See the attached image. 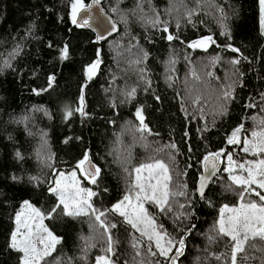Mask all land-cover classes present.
I'll return each mask as SVG.
<instances>
[{
  "label": "trees",
  "instance_id": "obj_1",
  "mask_svg": "<svg viewBox=\"0 0 264 264\" xmlns=\"http://www.w3.org/2000/svg\"><path fill=\"white\" fill-rule=\"evenodd\" d=\"M89 1L82 0L85 6ZM100 1L119 32L98 45L93 33L72 22V0H0V264H20L22 253L9 243L22 203L47 215L57 204L49 191L56 175L78 169L85 155L100 169L97 182L85 186L101 211L133 191L134 168L163 161L171 176V211L156 205L148 211L162 231L184 239L176 264H230L231 241L218 235L217 221L223 206L239 205L242 189L224 167L201 199L196 184L209 153L222 150L221 158L231 154L236 163L258 159L228 138L241 125V141L264 130L260 0ZM208 36L215 43L206 50L188 47ZM65 47L68 56L61 59ZM97 59L87 80L85 71ZM224 91L231 98L225 100ZM249 201L264 204L254 194L245 196ZM101 219L117 225L111 229L118 241L115 264H170L158 252L151 255L144 238L136 256L132 238L140 234L123 217L107 211ZM44 225L60 243L42 264H95L105 255L107 237L91 214L65 216L61 206Z\"/></svg>",
  "mask_w": 264,
  "mask_h": 264
},
{
  "label": "snow or ice",
  "instance_id": "obj_2",
  "mask_svg": "<svg viewBox=\"0 0 264 264\" xmlns=\"http://www.w3.org/2000/svg\"><path fill=\"white\" fill-rule=\"evenodd\" d=\"M94 3H98L99 0H93ZM92 5H88L87 8L83 4L82 0H72L71 3V18L72 22L79 26H87L88 20H83V23L78 22V12L83 9L87 11ZM115 11V9H113ZM222 11V10H221ZM260 12H261V29L264 32V0H260ZM196 14V10L193 9L188 12L189 22L191 17ZM159 23V20L156 21ZM221 35H228L227 26L222 24ZM116 26L113 23L111 31H115ZM163 31H167L165 27ZM103 37H97L102 39ZM167 39L171 41L174 37L170 34ZM210 43H215L211 36L201 38L190 44L189 48H204L206 50ZM233 52H238L235 48H230ZM68 56L67 47L61 50V59H66ZM218 59V58H217ZM213 60V64H215ZM7 63V62H6ZM232 64H238L239 60L233 59ZM100 60L97 59L86 70L88 78L91 79L92 75L98 69ZM211 75V73H209ZM52 79H49V86H51ZM135 89L129 96H133ZM231 91H224L223 98L228 100L231 98ZM194 103H199V97H197ZM253 107V105H247ZM83 115V95L81 96V107L78 109ZM226 112V109L223 110ZM66 117L71 115L70 110H66ZM137 118L141 121L140 130L146 131L147 126L143 124V116L140 109L136 112ZM264 123V122H262ZM243 125L233 130L231 136L228 138L229 144H239V133L241 132ZM252 139L245 138L243 140L242 151L250 155L257 156L255 161H244L242 163H236L233 160L231 154L227 156L228 167L225 169L229 173V179L232 184L240 187L242 191L239 193L240 204L238 207L230 208L225 205L220 209V218L217 221L218 235L227 237L231 241L230 245V264H251L252 261L259 260L260 264H264V243L257 244L255 241L264 242V204H258L256 202H245L246 195H255L259 197V200L264 202V130L253 131L251 133ZM175 149V145H170ZM223 155V151L216 153H209L204 157V169L209 175H215L220 157ZM16 157L22 159V155L19 151L16 152ZM85 161H88L87 155L84 160L80 161L77 165L83 173L85 179L95 184L100 174V169L90 162L88 167L85 168ZM94 169V170H93ZM239 169L237 173L236 170ZM135 172V181L131 185V188L135 191H130L125 195L123 200L117 202L112 206L110 210L101 211L93 207L91 204V197L95 195L89 189H84L79 186V181L76 179V172L73 171L70 175L60 173L58 178L54 180V187H50L49 191L57 197L58 203L55 204L51 211L45 215L41 211L32 207L27 201L24 203V207L29 209L31 215L22 219L23 212L16 215V229L12 232L9 247L17 252L22 253L20 257V264H42V261L48 256H51L55 251V246L60 243V239L56 237L49 229L43 224L44 219H51L55 216L58 209H63V215L69 217H76L81 215H93L99 226L103 229L104 234L107 237V247L104 250L105 255L97 256L95 264H115L112 260V256L115 255V245L118 241L113 239L111 229L116 228L115 223H110L101 217H105L107 211L118 214L123 217L124 223L130 225L131 228L140 234L139 238L133 236L132 248L135 249V255L140 256L139 243L140 238H144L148 241V252L155 256L158 252L159 256L164 257L170 262V264H176V260L183 254L185 241L183 238L175 240L166 231H162V225L157 226L155 218L149 214L148 209L145 207V202H151L155 204L161 212L171 211L169 206V182L171 176L167 165L159 160L152 163L141 164L139 167L133 169ZM146 173V175H145ZM246 173V175H244ZM13 179H16L13 177ZM36 180L37 178L32 177ZM209 176L202 175L200 177V183L198 192L201 198L205 195V187L208 184ZM253 185L255 187H253ZM259 189V191H257ZM184 195L183 192L178 193ZM174 195V194H172ZM183 208L184 205H181ZM226 213L228 215H226ZM21 228L24 229L21 232ZM210 240L212 237L209 238ZM155 245L156 252L152 251L151 245ZM178 245V246H177ZM175 248V255H170ZM249 250H254L256 253H260V256H256L250 253ZM219 257H217L218 259ZM158 264V262H157Z\"/></svg>",
  "mask_w": 264,
  "mask_h": 264
},
{
  "label": "water",
  "instance_id": "obj_3",
  "mask_svg": "<svg viewBox=\"0 0 264 264\" xmlns=\"http://www.w3.org/2000/svg\"><path fill=\"white\" fill-rule=\"evenodd\" d=\"M88 5H92V7L90 9H88L87 11L81 9L78 12L77 20L80 23H83V20H88L87 26H80V27H83L86 30H88L91 33H93L95 43L99 45L101 43H104V42L108 41L110 38L114 37L115 35H117L118 32H119V26L116 24L114 19L103 8V6L101 4V1L99 0L98 3H94L93 0H90L85 7L87 8ZM113 23L116 26V30L115 31H111ZM74 25H76V24H74ZM97 37H103V38L98 40ZM89 162L92 165H94L90 160H88V161H85V164H84L85 168L88 167ZM217 164H218V169H217L215 175H209V173L205 172L204 161H203L201 176L202 175L209 176L208 184H207V186L205 187V190H204L205 194H206L211 182L216 177V175L223 170V167H224L223 161L219 160L217 162ZM200 177H199V179L197 181V184H196V193H197L199 199H201V196H200V194L198 192V187H199V183H200Z\"/></svg>",
  "mask_w": 264,
  "mask_h": 264
},
{
  "label": "rangeland",
  "instance_id": "obj_4",
  "mask_svg": "<svg viewBox=\"0 0 264 264\" xmlns=\"http://www.w3.org/2000/svg\"><path fill=\"white\" fill-rule=\"evenodd\" d=\"M260 27H261V12H260ZM261 32H262V29H261ZM262 34L264 35V32H262ZM194 42V41H193ZM211 45V43L207 46V48H209V46ZM206 48V49H207ZM195 49H198V50H205L204 48H195ZM87 70V69H86ZM85 75H86V78H87V80L89 79L88 78V75H87V72L85 71ZM239 138H240V141H241V132L239 133ZM245 138H248L249 140H251L252 139V135L251 136H245L244 138H243V140L245 139ZM243 140L240 142V143H242V146H243ZM239 143V144H240ZM229 144V143H228ZM229 145H231V144H229ZM232 145H238V144H232ZM227 156L228 155H225L224 156V158L222 157H220V160H222L223 161V163H225V165H224V171H225V169L228 167V161H227ZM163 162V161H162ZM73 171H75L76 172V179L79 181V186L81 187V188H84V189H89V190H91L92 191V188H90V186H85V183H87L88 185L89 184H92L91 182H89L87 179H85V177H84V175H83V173L81 172V170H80V168H78V169H75V170H73ZM73 171H70V172H68V173H64L65 175H70ZM226 173H227V175L229 176V173L227 172V171H225ZM59 174L60 173H58L57 175H56V177H55V179L56 178H58V176H59ZM145 175H146V173H145ZM135 176H136V174H135ZM54 179V180H55ZM134 181H135V177H134ZM55 186V184L53 185V187ZM135 190L133 189V192H134ZM56 197V196H55ZM92 198V197H91ZM56 199H57V197H56ZM123 200V199H122ZM29 204H31L29 201H27ZM91 202V201H90ZM24 203L25 202H23L22 203V205H21V207H20V210H19V212L18 213H20V212H23V216H22V219L23 218H25V217H28V216H30L31 215V212H30V210L29 209H27V208H25L24 207ZM57 203H58V200H57ZM240 204V203H239ZM32 205V204H31ZM155 204H153V203H151V202H145V207L147 208V209H149L150 207H152V206H154ZM228 206V205H227ZM239 205H237L236 207H238ZM32 207L33 208H35L33 205H32ZM224 207V206H223ZM222 207V208H223ZM228 207H230V208H233L234 206H228ZM36 209V208H35ZM226 215H228L227 213H226ZM219 218H220V212H219ZM219 218H218V220H219ZM43 224H44V221H43ZM16 227H17V224H16V218H15V228H14V230L16 229ZM24 231V229L23 228H21V232H23ZM50 231V230H49ZM154 245V244H153ZM155 246V245H154Z\"/></svg>",
  "mask_w": 264,
  "mask_h": 264
}]
</instances>
